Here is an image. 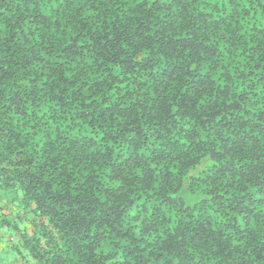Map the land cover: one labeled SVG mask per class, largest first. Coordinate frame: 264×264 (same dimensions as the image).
Listing matches in <instances>:
<instances>
[{
	"label": "trees",
	"instance_id": "16d2710c",
	"mask_svg": "<svg viewBox=\"0 0 264 264\" xmlns=\"http://www.w3.org/2000/svg\"><path fill=\"white\" fill-rule=\"evenodd\" d=\"M0 264H264V0H0Z\"/></svg>",
	"mask_w": 264,
	"mask_h": 264
},
{
	"label": "rangeland",
	"instance_id": "374dc122",
	"mask_svg": "<svg viewBox=\"0 0 264 264\" xmlns=\"http://www.w3.org/2000/svg\"><path fill=\"white\" fill-rule=\"evenodd\" d=\"M13 197H14V195H13L12 193H8L7 198H8L9 200H11Z\"/></svg>",
	"mask_w": 264,
	"mask_h": 264
}]
</instances>
